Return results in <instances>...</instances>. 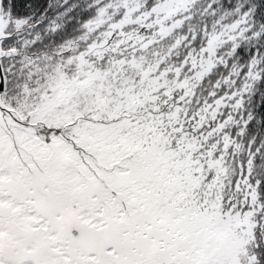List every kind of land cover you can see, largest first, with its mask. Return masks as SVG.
<instances>
[{"label":"snow or ice","instance_id":"1","mask_svg":"<svg viewBox=\"0 0 264 264\" xmlns=\"http://www.w3.org/2000/svg\"><path fill=\"white\" fill-rule=\"evenodd\" d=\"M0 264H264V0H0Z\"/></svg>","mask_w":264,"mask_h":264}]
</instances>
